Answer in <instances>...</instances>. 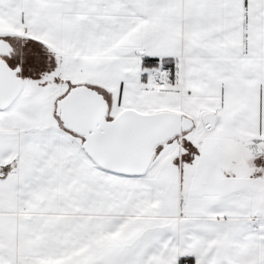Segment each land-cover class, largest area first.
<instances>
[{
	"label": "snow or ice",
	"instance_id": "1",
	"mask_svg": "<svg viewBox=\"0 0 264 264\" xmlns=\"http://www.w3.org/2000/svg\"><path fill=\"white\" fill-rule=\"evenodd\" d=\"M0 264H264V0H0Z\"/></svg>",
	"mask_w": 264,
	"mask_h": 264
}]
</instances>
